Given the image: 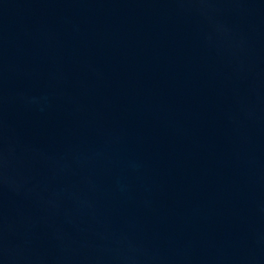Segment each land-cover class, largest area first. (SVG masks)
<instances>
[{"label":"water","instance_id":"water-1","mask_svg":"<svg viewBox=\"0 0 264 264\" xmlns=\"http://www.w3.org/2000/svg\"><path fill=\"white\" fill-rule=\"evenodd\" d=\"M50 264H264V29Z\"/></svg>","mask_w":264,"mask_h":264}]
</instances>
